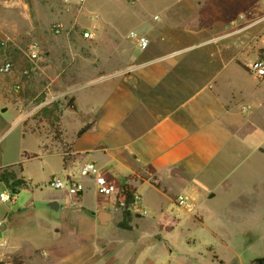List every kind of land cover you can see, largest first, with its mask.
I'll use <instances>...</instances> for the list:
<instances>
[{
  "label": "crops",
  "instance_id": "1",
  "mask_svg": "<svg viewBox=\"0 0 264 264\" xmlns=\"http://www.w3.org/2000/svg\"><path fill=\"white\" fill-rule=\"evenodd\" d=\"M132 16L142 17L136 32L148 45L141 50L130 39L135 49L128 55V68L72 90L74 112L84 121L67 139V152L45 146L30 133L43 151L25 158L38 160L37 172L0 161V167L14 166L31 200L40 198L41 183L59 174L84 187L76 197L55 191L40 199L42 203L46 199L43 209L50 211L39 219L52 235L46 246L26 236L16 239L7 214L12 211L7 210L0 218L3 264H12L8 259L13 255L24 264H137L140 237L150 224L145 221L148 208L159 235L145 242L155 253L143 264H221L194 248L172 249V236L185 221L205 223L202 210L215 197L212 187L231 190L250 174L264 175L259 164L264 157V78L248 71L252 61L264 59V26L246 30L238 25L216 36L186 23L178 9L151 15L133 11ZM110 28L115 31L114 24L101 30ZM78 90L81 93L74 94ZM244 106L249 109L243 111ZM86 124L89 129L77 137ZM87 162L98 166L117 187L130 185L147 214L139 216L133 209L126 213L114 198L97 195L93 179L79 173ZM178 196L187 198V206L176 203ZM53 202L56 208L49 206ZM175 208L187 214L185 221ZM58 211L62 214L54 215ZM100 212L107 213L106 224L99 223ZM105 226L109 233L99 235L98 227ZM68 239L74 248L52 259L53 251L66 247Z\"/></svg>",
  "mask_w": 264,
  "mask_h": 264
},
{
  "label": "rangeland",
  "instance_id": "2",
  "mask_svg": "<svg viewBox=\"0 0 264 264\" xmlns=\"http://www.w3.org/2000/svg\"><path fill=\"white\" fill-rule=\"evenodd\" d=\"M166 9L183 11L186 23L215 32L216 36L238 25L246 30L252 25L264 26V0H0V65L5 61L13 65L9 74L0 76V161L37 172L38 160L25 159L43 153L32 134L45 146L63 152L74 127L84 121L69 108L72 90L128 68V55L135 45L125 35L139 31L142 20L141 16H132L133 11L151 15ZM56 23L62 25L58 35L52 30ZM109 24H114L115 31L110 28L102 32L101 27ZM84 32L91 38L83 37ZM31 43L38 47L39 59L34 61L26 56ZM77 92L81 90L74 94ZM43 109L52 112L44 113ZM259 164L263 169L264 157ZM258 172L231 190L212 187L215 197L207 204L208 209L202 210L206 219L203 225L186 224L187 214L175 208L185 228L173 234L172 249L194 248L221 264H256L254 259L264 257V175ZM55 178L63 183L67 180L62 174ZM48 182L41 183L37 189L40 198L36 200H31L28 188H21L13 201L0 202V218L7 210L12 211L7 214L15 226L16 239L26 236L43 246L52 240L40 221L50 211L43 209L46 199L45 203L40 199L65 190L54 189ZM1 192L10 193L0 182ZM148 210L145 221L150 224L141 234L142 247L137 246V264H143L146 258L151 260L155 251L145 242L159 235L154 233L152 211ZM109 231V226L98 227L99 235ZM163 237L167 235L163 233ZM64 242H68L66 247H57L52 259L74 248L71 240Z\"/></svg>",
  "mask_w": 264,
  "mask_h": 264
},
{
  "label": "built area",
  "instance_id": "3",
  "mask_svg": "<svg viewBox=\"0 0 264 264\" xmlns=\"http://www.w3.org/2000/svg\"><path fill=\"white\" fill-rule=\"evenodd\" d=\"M66 2L68 0H65ZM53 33L55 35H58L62 31V25L59 23H56L53 25ZM91 34L88 32L83 33V37L85 38H91ZM128 38L134 40L139 48L141 50H144L147 45H148V40L145 38V36L137 33L136 31H129L128 32ZM26 56L28 59L31 61L39 59V54H38V47L35 43L29 44L27 47L26 51ZM12 63L10 61H5L3 64L0 65V76L1 75H6L9 74L12 71ZM248 71L249 73L254 76L255 78L262 79L264 78V59L258 58L252 61L249 66H248ZM24 74H27V71H24ZM249 107L244 106L242 107L243 111H247ZM1 170V167H0ZM80 175L83 177H89L93 179L94 182V187H95V192L97 195L100 197H105L109 198L112 197L114 198L116 196V193L118 191V187L112 183H110L105 174L101 171V169L96 166L92 162H87L84 163L79 171ZM49 186H51L54 189H64L66 192V195L69 197H76L78 196L81 192H83V185L80 182L73 181L70 179H67L65 183H63L59 178L52 177L49 182ZM10 192V191H9ZM14 200V196L11 193L8 192H1L0 193V202L1 203H7L11 202ZM176 203L179 205H185L187 206V198L178 196L176 198ZM120 208L124 207V203L120 202L119 206ZM138 209H135V208ZM130 209L136 210L137 215L139 216H145L147 214L146 209L141 207L139 205V197L136 196V203L134 206L130 207ZM1 225V223H0Z\"/></svg>",
  "mask_w": 264,
  "mask_h": 264
},
{
  "label": "trees",
  "instance_id": "4",
  "mask_svg": "<svg viewBox=\"0 0 264 264\" xmlns=\"http://www.w3.org/2000/svg\"><path fill=\"white\" fill-rule=\"evenodd\" d=\"M70 102L73 101V98L69 100ZM56 110V108H55ZM44 113L52 112L47 109H43ZM49 114V113H48ZM90 127V124H86L83 127H81L76 136H80L82 133L87 131ZM67 149L63 151V153H66ZM67 160V157H63L64 165ZM18 169H21V165H16ZM14 166H6V167H1L0 170V182L4 184V186L10 191L12 195H16L19 191V189L23 188L25 186L24 181L21 178L17 177L16 171L13 169ZM151 170V169H150ZM156 187H159V184L153 183ZM136 193L135 190L128 184H120L118 187V191L116 193V196L114 197L115 204L116 206H119L120 202L124 203V207L122 209L124 212H128L129 208L134 206L136 203ZM170 228L167 227L166 230H169ZM10 262L12 264H24L23 261L19 256H11L10 257ZM0 264H3L0 262Z\"/></svg>",
  "mask_w": 264,
  "mask_h": 264
},
{
  "label": "water",
  "instance_id": "5",
  "mask_svg": "<svg viewBox=\"0 0 264 264\" xmlns=\"http://www.w3.org/2000/svg\"><path fill=\"white\" fill-rule=\"evenodd\" d=\"M69 108L72 109L75 112L77 111L74 102L71 103V105H70ZM49 206L52 207V208H56V204L54 202L53 203H50ZM107 219H108L107 213L100 212L98 214V221H99L100 224H106ZM253 263H256V264H264V257H259V258L254 259L253 260Z\"/></svg>",
  "mask_w": 264,
  "mask_h": 264
}]
</instances>
